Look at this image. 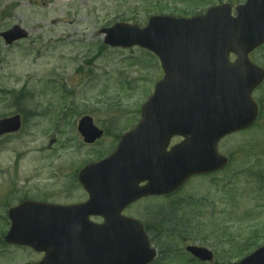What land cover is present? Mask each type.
<instances>
[{"label": "rangeland", "instance_id": "obj_1", "mask_svg": "<svg viewBox=\"0 0 264 264\" xmlns=\"http://www.w3.org/2000/svg\"><path fill=\"white\" fill-rule=\"evenodd\" d=\"M151 2L0 0V32L19 25L29 35L10 46L0 38V118L18 113L23 120L19 131L0 136V237L8 226L7 208L23 198L59 204L85 199L71 173L105 153L162 76L155 55L140 47L106 46L100 30L125 20L143 26ZM254 56L264 65V47ZM253 98L260 109L255 123L218 142L229 158L222 171L194 177L169 198H144L124 210L148 229L158 252L152 264H197L185 252L192 244L213 252V261L205 264L236 261L240 245L253 240L251 231H264V81ZM84 115L106 130L90 145L76 132ZM190 199L193 206L183 204ZM177 202L180 209L173 225L164 226L167 233L153 224L152 215ZM173 226L178 228L172 231ZM2 241L0 264L41 259L31 248ZM253 242L262 244L264 232ZM173 255L181 258L170 260Z\"/></svg>", "mask_w": 264, "mask_h": 264}, {"label": "water", "instance_id": "obj_2", "mask_svg": "<svg viewBox=\"0 0 264 264\" xmlns=\"http://www.w3.org/2000/svg\"><path fill=\"white\" fill-rule=\"evenodd\" d=\"M246 17L247 13L243 8L239 12L237 19L239 30H244L248 26ZM177 29L174 25L162 23L155 18L150 20L147 28L140 30L136 27L118 24L105 30L107 33L105 42L111 45L129 46L139 44L147 47V49L149 48L156 52L160 56L163 65H165L166 60L172 59L177 54H181L184 57L192 56L190 59L197 60L199 59V54L214 52L222 54L221 59H224L223 55L226 52L232 49L236 50V48L245 54L247 50L264 40V34L256 39L246 40L243 38L242 32H239L238 37L240 39L243 38V42L238 41L234 34L237 30L232 29V26L227 24L226 21L220 27V41L215 43L198 41L199 34L191 33V31L190 37L192 40H189V42H176L174 35L183 34H177ZM244 33L246 35L247 31H244ZM22 35L24 34L18 28H13L3 33L2 37L7 42H10L12 39ZM193 38H196V40H193ZM202 67L201 65L192 67L196 69L193 77L196 80L195 87L197 86L200 96L199 98L196 96L193 102L190 101L191 103L186 101L184 105L186 109L188 106H196L197 110L194 114L196 118L189 121L190 126H195L199 129L194 130L196 131L195 138L191 136L186 145L178 146L168 153L166 157H163L160 154V149L163 151V145L156 146V141L153 137L145 139V142L142 140L136 142L138 129H135L131 134L124 136L118 146L119 148L111 157L89 165L81 172L80 180L84 185L88 186L87 178H92L94 185H102V182L105 181L110 184L109 187L111 189L116 190V193L120 189L125 190V193L122 194V199L116 201V203L123 199L127 203L146 194L173 190L191 174L206 172L223 166L226 160L216 152L217 139L230 131L250 125L256 115L254 105L252 106L253 111L247 106H245L247 107L246 110H239V112L235 110L237 105V99L234 100L233 97L235 96V91H239L243 96L238 101L240 104L242 99H247L251 88L259 83L261 75L255 74L252 76L251 74H243L237 71L235 72L236 74H231L230 76L221 70L208 74L200 71ZM165 68L167 69L166 66ZM165 71L169 72L168 69ZM177 81L178 78H173L172 75L166 73L164 81L161 82L160 87L156 91V95L159 94L161 102L158 105H153V99L148 101L142 110L143 119L152 116V113L156 117L169 114L168 111L171 105L169 102H163L162 99L165 97H162V95L166 91H168V94H181L179 89L175 90L176 87H170V85L176 84ZM165 84L166 86L163 87ZM182 91H186V89ZM188 92L189 95L193 94V91ZM204 92H206L209 99H212L210 95H215L214 100L215 97L216 99L219 98L216 101L223 103V105L219 106L217 111H215L212 108L216 105L215 102L214 105L204 103L209 101L207 96H202ZM204 105L213 109L212 116L215 119L220 118L225 109L230 106L234 115L233 118L240 116L241 118L237 119L240 121L236 122V119L229 117L214 123L207 122L206 128L201 125V122L197 121L199 116H201V112L197 111L200 106L203 107ZM242 106L244 105L242 104ZM161 110L163 113L160 112ZM144 123H146L145 120L143 121ZM90 127L89 122H85L81 126V131L86 141H92L96 136V133ZM18 128V116L0 120V135L6 132H14ZM197 131H203L206 133V137L205 140H200V144L195 145L194 140L198 139ZM158 142H160L159 139ZM193 148L195 149L192 150ZM157 157H163V159L157 160ZM128 173H131V176L134 177L131 182L129 181L131 177H128L130 176ZM143 178L148 180V185L144 188H137V180H142ZM125 179L129 180L125 181ZM119 198L120 196L118 195L115 200ZM110 203H115V201ZM88 205L90 204L81 206V210L76 207L75 210L73 208H59L50 204L24 202L10 212L12 225L5 240L9 243L27 244L37 250H45L46 256L41 260L40 264H146L153 259L155 252L149 247L148 239L137 221L120 217L107 219L105 224L93 226L87 221L84 213H77L78 211L86 212ZM187 249L202 260H211L212 258L211 252L205 248L193 246ZM232 264H264V246Z\"/></svg>", "mask_w": 264, "mask_h": 264}, {"label": "flooded vegetation", "instance_id": "obj_3", "mask_svg": "<svg viewBox=\"0 0 264 264\" xmlns=\"http://www.w3.org/2000/svg\"><path fill=\"white\" fill-rule=\"evenodd\" d=\"M246 0H152L151 4L152 6L149 7L152 9V14L157 16H168L172 19H189L194 18L197 16H204L211 8L216 6H221L222 3L229 4L230 14L232 16L236 15V7L239 4H242ZM256 4L250 5L251 7H260L264 10V0H255ZM259 8V9H260ZM253 15V14H252ZM215 20V17H214ZM132 22V21H131ZM205 25V23H204ZM262 47H264V44L262 46H259L257 48H253L252 51L248 53V58L251 62L256 63L257 65L263 67L264 65H260L257 62V58H255L254 55L257 54V51H259ZM237 53H230L228 56V59L230 62H234V60L237 58ZM203 64H205L203 62ZM182 138L175 136L171 139L170 146L179 142Z\"/></svg>", "mask_w": 264, "mask_h": 264}]
</instances>
